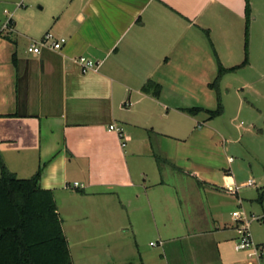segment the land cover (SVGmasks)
Returning a JSON list of instances; mask_svg holds the SVG:
<instances>
[{
    "label": "crops",
    "instance_id": "crops-1",
    "mask_svg": "<svg viewBox=\"0 0 264 264\" xmlns=\"http://www.w3.org/2000/svg\"><path fill=\"white\" fill-rule=\"evenodd\" d=\"M24 1L0 0V154L20 179L41 169L73 264H256L251 249L235 250V217L259 220L245 203L255 198L241 196L246 183L233 174L218 184L197 161L203 141H186L197 130L217 132L209 115L219 104L216 57L225 69L245 61V6L219 0L211 52L185 9L200 17L214 0H183L185 8L177 0ZM251 6L248 63L222 77L227 93L230 75L254 68ZM48 32L68 40L62 50L30 53ZM80 56L98 69L83 73ZM243 81L238 95L255 78ZM150 82L161 86L158 97L143 91ZM75 182L83 188L67 189Z\"/></svg>",
    "mask_w": 264,
    "mask_h": 264
},
{
    "label": "rangeland",
    "instance_id": "rangeland-1",
    "mask_svg": "<svg viewBox=\"0 0 264 264\" xmlns=\"http://www.w3.org/2000/svg\"><path fill=\"white\" fill-rule=\"evenodd\" d=\"M37 1L25 0L24 2L29 5L30 2L35 4ZM49 1L41 0L47 6ZM182 1L177 0L174 2L182 8ZM235 1L237 4L240 3L245 6L246 9V0ZM218 2L219 0H214L208 5L206 4L205 8L207 9L203 11V15L200 17L198 15L201 14L200 9L198 10L196 7L185 9L192 16H190L191 21L197 18L193 29L195 32L200 31L204 41L208 42L211 52H213L212 39L215 38L218 29L214 24L216 20H212L210 15L215 9H218ZM250 2L259 18L255 30L257 31L256 40L251 47V62H253L254 68L252 70H249V68L242 69L239 73L241 75L239 77H242L241 79L237 76L235 79L233 74L230 75L231 78L229 79L231 82L228 85L229 89L231 86L230 93H227L225 89L226 84L219 86L224 112L211 121L217 132L209 131L206 128V132L199 134L197 130L186 141L190 143L198 139L203 141V147L198 153L199 158L197 161L213 168L212 171L217 175L215 180L218 184H221L222 177L229 174H233L237 178L239 186L249 180L255 183L254 186L250 187L243 185L240 193L242 197L255 198V201L249 202V204L245 200L247 206H253L251 207V212H254V216L259 218V220L253 221L251 224L250 232L252 238L264 240V200L262 202L259 201L260 194L264 188V0H250ZM230 5L234 6L232 2ZM204 6L205 2L202 7ZM185 7H188V5ZM185 7L183 6V8ZM173 9L181 14L177 8L174 7ZM216 23L218 22L216 21ZM210 26H213V29ZM249 30L248 27V41L250 39ZM216 59L218 62L217 57ZM244 77L255 78V83L251 89H246L238 95L233 87L242 86ZM241 101L243 105H240ZM217 108L218 104L215 105L214 110ZM200 117L203 118V116ZM196 126L199 125L196 124ZM200 127H203V124ZM230 159H233L234 163H230ZM71 246L72 248L74 246L72 241ZM260 246L263 249L264 243ZM153 249L161 250L160 247Z\"/></svg>",
    "mask_w": 264,
    "mask_h": 264
},
{
    "label": "trees",
    "instance_id": "trees-1",
    "mask_svg": "<svg viewBox=\"0 0 264 264\" xmlns=\"http://www.w3.org/2000/svg\"><path fill=\"white\" fill-rule=\"evenodd\" d=\"M246 59L241 66L225 69L218 59V76L211 85L218 94V108L209 111L210 119L224 112L219 93L222 77L248 63V23L252 13L246 0ZM1 37V36H0ZM158 97L159 84L150 82L143 91ZM200 109L184 112L195 115ZM160 160L158 163L160 164ZM0 264H73L69 244L63 232L53 192L39 185L41 169L31 178L20 179L6 166L0 154ZM264 200V188L259 201Z\"/></svg>",
    "mask_w": 264,
    "mask_h": 264
},
{
    "label": "built area",
    "instance_id": "built-area-1",
    "mask_svg": "<svg viewBox=\"0 0 264 264\" xmlns=\"http://www.w3.org/2000/svg\"><path fill=\"white\" fill-rule=\"evenodd\" d=\"M3 29L4 30L8 29V24H5ZM67 41L68 40L66 38H58L53 33L48 32L39 41H34L32 45L28 48V51L30 53L37 54V55L41 54V52L45 49L52 50V51H60L66 45ZM77 62L83 73L97 70L99 67L98 62H95L84 56H80ZM110 131H114L118 135L121 141L122 147H125L126 143L124 141L123 129L113 124V125H110ZM230 161L232 162L233 159H230ZM245 186H254V182L252 180L248 181L245 184ZM66 187L67 189L77 190V189L83 188V185H81L78 182H75L74 184L67 185ZM238 189L239 187H236V190ZM235 220L240 223L238 226L239 237L235 244V250L237 252H243V251H248L251 249L252 250L251 256L255 257L258 260L256 264H261L260 259H261V254H262L263 249L261 246L255 245L252 239L251 232H250V226L253 220L244 218L243 215H240L239 213H237Z\"/></svg>",
    "mask_w": 264,
    "mask_h": 264
}]
</instances>
